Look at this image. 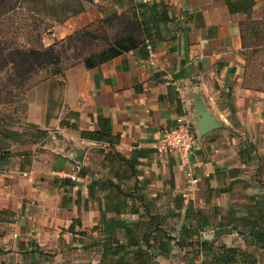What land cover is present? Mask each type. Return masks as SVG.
<instances>
[{
  "label": "crops",
  "instance_id": "obj_1",
  "mask_svg": "<svg viewBox=\"0 0 264 264\" xmlns=\"http://www.w3.org/2000/svg\"><path fill=\"white\" fill-rule=\"evenodd\" d=\"M147 1L173 15L147 57L135 48L69 65L62 105L38 121L58 135L0 149V264H218L225 248L233 259L220 264H264V89L243 85L241 27L264 19V0L239 11L227 0ZM90 16L97 8L67 33ZM206 114L217 125L202 132ZM99 116L110 135L82 136ZM177 117L195 130L187 155L157 149Z\"/></svg>",
  "mask_w": 264,
  "mask_h": 264
},
{
  "label": "rangeland",
  "instance_id": "obj_2",
  "mask_svg": "<svg viewBox=\"0 0 264 264\" xmlns=\"http://www.w3.org/2000/svg\"><path fill=\"white\" fill-rule=\"evenodd\" d=\"M110 2L0 0V149H27L51 139L54 129H44L38 121L62 105L64 69L98 55L128 32L139 34L131 10L99 12L100 5L110 7ZM87 8H97L99 17H88V23L78 17L75 24L85 30L67 33V21ZM241 27L246 46L243 85L264 89V19Z\"/></svg>",
  "mask_w": 264,
  "mask_h": 264
},
{
  "label": "trees",
  "instance_id": "obj_3",
  "mask_svg": "<svg viewBox=\"0 0 264 264\" xmlns=\"http://www.w3.org/2000/svg\"><path fill=\"white\" fill-rule=\"evenodd\" d=\"M251 3L252 0H227L229 11L245 10L251 5ZM114 5H116L118 8L116 9ZM106 9L112 11L113 14L131 10L137 19L139 34L134 35V33L128 32L124 36H121L118 39L110 42L105 49L99 51L98 55L86 57L83 61V64L87 68L94 67L117 55L135 48H137L141 52L142 57H147L149 49L147 47L146 40H148L149 42L152 41L154 36V29L159 22L171 20L173 18V15H171V13L169 12V7L163 2L149 3L147 0H111L110 7L101 5L98 7L100 13H102V11ZM84 30L85 28H81L77 31L82 32ZM54 61H57V57L54 58ZM54 72H60L59 68H55ZM229 108L231 112H234V107L231 103H229ZM61 124H64V122L61 121ZM98 125V130L82 131L81 135L93 139H103L106 136L110 135L109 118L99 116ZM249 145L250 151H253L255 149L254 146L252 144ZM81 171L82 169L79 170V172ZM262 222L264 223V220H262ZM234 252L235 250L233 248H225L220 256L216 257V263L220 264L223 262H231ZM242 254L244 253L242 252Z\"/></svg>",
  "mask_w": 264,
  "mask_h": 264
},
{
  "label": "built area",
  "instance_id": "obj_4",
  "mask_svg": "<svg viewBox=\"0 0 264 264\" xmlns=\"http://www.w3.org/2000/svg\"><path fill=\"white\" fill-rule=\"evenodd\" d=\"M147 47L150 50L151 42L146 40ZM195 144V134L191 124L182 117H177L176 122L170 125L162 126L159 133V151L165 153L181 152L189 154ZM80 168L79 163L75 162L74 171L70 172L68 177L75 180L76 174ZM198 264H205L200 262Z\"/></svg>",
  "mask_w": 264,
  "mask_h": 264
},
{
  "label": "water",
  "instance_id": "obj_5",
  "mask_svg": "<svg viewBox=\"0 0 264 264\" xmlns=\"http://www.w3.org/2000/svg\"><path fill=\"white\" fill-rule=\"evenodd\" d=\"M216 125H217V122L214 120V118L211 115L206 114L205 120L201 126L202 127L201 131L206 132V131L216 127ZM193 130H194V128H193ZM194 134H195V130H194ZM195 136H196V134H195ZM77 162L79 163L80 161H77Z\"/></svg>",
  "mask_w": 264,
  "mask_h": 264
}]
</instances>
